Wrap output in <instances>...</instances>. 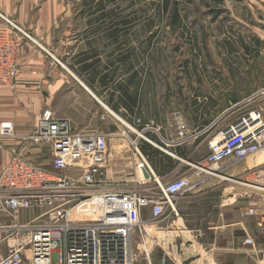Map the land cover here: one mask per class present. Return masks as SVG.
<instances>
[{"label": "built area", "instance_id": "1", "mask_svg": "<svg viewBox=\"0 0 264 264\" xmlns=\"http://www.w3.org/2000/svg\"><path fill=\"white\" fill-rule=\"evenodd\" d=\"M0 22V84L14 91L16 35L28 36L2 14ZM243 104L255 105L207 141V153L192 165L190 176L159 184L156 193L147 194L104 189L106 136L77 133L68 120L43 110L32 133L17 139L20 147L0 170V213L8 215L0 225V264H135L137 252L147 258L151 253L141 228L144 213L148 211L151 227L167 215L177 216L176 201L197 192L208 179L227 185L222 204L242 203V215L253 219L264 237V88L222 116ZM0 137L17 138L12 122L0 123ZM29 146L49 152V169L26 158L23 150ZM248 162L241 174H229ZM28 213L34 215L28 219ZM241 245L247 252H259L257 264H264V247L253 237L246 236ZM160 264H168V257Z\"/></svg>", "mask_w": 264, "mask_h": 264}, {"label": "crops", "instance_id": "2", "mask_svg": "<svg viewBox=\"0 0 264 264\" xmlns=\"http://www.w3.org/2000/svg\"><path fill=\"white\" fill-rule=\"evenodd\" d=\"M88 3L86 0H0V14L14 21L28 36L16 35L17 75L12 98L22 105V114L19 121L13 123L17 138L0 137V141L5 140L0 144V170L8 162L10 152L20 147L17 139L32 133L38 116L47 109L57 118L68 120L77 133L106 136L107 153L103 160L108 188L104 189L158 187L190 176L192 165L202 162L207 153L210 133L196 138L200 130L189 132L179 125L180 138L164 139L160 137L162 126L139 128V122L135 123L133 115L123 106H116L115 110L106 106L104 88L123 83L115 78L107 85L104 81L106 56L118 54L120 34L109 37L104 17L97 15L98 10L96 16L82 11ZM106 42L112 47H106ZM113 62L107 71L119 72L115 68L120 62ZM240 102L229 103L228 109ZM107 120L111 122L110 130L105 126ZM129 133L136 137L127 136ZM184 135L189 137L183 138ZM156 137L161 148L151 144L157 143ZM23 154L40 165H49L51 160L49 152L32 146L24 149ZM140 163L150 179H144L141 168L137 169ZM248 165L242 163L229 174H241ZM219 184L208 179L197 192L177 200V216L167 215L161 221L166 230L174 229L183 235V239L176 241L169 236L161 241V257H168V264H257L260 260L259 252H247L241 245L246 236H251L259 247H264V237L259 235L253 219L246 217L254 226L249 234L243 235L245 229H240L239 235L229 233L225 239L220 236L225 231H218L213 222L216 212L222 217L236 208L242 215V203L223 205L224 194L217 197L216 193Z\"/></svg>", "mask_w": 264, "mask_h": 264}, {"label": "rangeland", "instance_id": "3", "mask_svg": "<svg viewBox=\"0 0 264 264\" xmlns=\"http://www.w3.org/2000/svg\"><path fill=\"white\" fill-rule=\"evenodd\" d=\"M163 1L90 0L82 11L96 16L98 10L97 15L104 17L106 33L111 30L107 27L111 22L128 23L120 33L118 54L106 56L105 63L106 66L113 61L116 64L122 56L128 57L126 63L120 62L115 68L119 69L115 79L123 81L121 86L129 84L131 75L138 73L130 84L129 93L137 101L132 117L135 123L139 122V128L159 125L163 127L160 137L177 139L180 138L177 135L179 125L192 132L196 129L202 131L217 122L210 131L212 138L234 122L233 118L241 117L255 105L243 104L222 116L230 104L240 102L264 87V0H170L167 12L163 10ZM174 2L178 4L180 19L177 25L171 26ZM119 28L115 26V29ZM106 47L112 46L106 42ZM109 89H104L106 104L112 93ZM12 93L0 84V123H17L21 117L22 105L14 102ZM121 100L119 93L115 92L111 105L123 106L119 103ZM110 123V120L106 121V129L110 130ZM127 136L136 137L132 133ZM186 137L189 135L183 136ZM156 138L154 144L161 148L160 140ZM2 141L0 144L5 142ZM43 166L50 168L48 164ZM226 189V184H219L217 197L226 196L229 193ZM137 190L140 194L156 193L157 187L140 186ZM232 211L222 217L216 212L213 219L218 231H225L220 234L223 239L229 233L241 234L240 229H245L243 235L249 234L254 228L236 208ZM33 215L28 213V219ZM7 220L8 215L0 213V225ZM151 222L146 211L141 228L146 230L147 235H143L151 253L147 258L137 252L135 264H160V247L167 236L175 241L183 239L182 233L166 230L165 223L159 222L156 227H151ZM140 235L137 231V244Z\"/></svg>", "mask_w": 264, "mask_h": 264}, {"label": "trees", "instance_id": "4", "mask_svg": "<svg viewBox=\"0 0 264 264\" xmlns=\"http://www.w3.org/2000/svg\"><path fill=\"white\" fill-rule=\"evenodd\" d=\"M88 2H90V0H86ZM113 1V0H111ZM170 0H164L162 7L163 10L165 12L168 11L169 9V5H170ZM92 2V1H91ZM112 13V12H111ZM110 13V14H111ZM179 19H180V15H179V9H178V4L177 3H173L172 4V8H171V14H170V25L171 26H175L179 23ZM128 23L125 21L119 22L118 24L115 23H109V25H107V27L109 26V28L111 29L108 33L109 37H116L118 34L122 33L123 30L125 29L124 26H126ZM118 25L120 26L119 29H115V26ZM128 57L127 56H122L121 58L118 59L119 62L126 63L127 62ZM109 66H106V73L104 75V81L106 83V85L108 84V82H112L115 78V74H116V70L115 71H107L108 67H111L112 63L108 64ZM138 75V73H135L133 75H131V79L129 81V84L127 83L125 86H121V85H116L113 87H105V90H111L112 93L109 95L110 97V101L107 103L108 107H110L112 110H115V105H111V99L113 98L115 92L119 93V103H121L123 105V107L127 110L128 113L132 114L134 116L136 107H137V101L136 99L133 97L132 93H129L131 87L130 84H132V81L134 78H136ZM113 88V89H112ZM205 136L204 134L201 135V137Z\"/></svg>", "mask_w": 264, "mask_h": 264}, {"label": "water", "instance_id": "5", "mask_svg": "<svg viewBox=\"0 0 264 264\" xmlns=\"http://www.w3.org/2000/svg\"><path fill=\"white\" fill-rule=\"evenodd\" d=\"M141 170H142V175H143L144 179H146V180L150 179V175H149L148 171L146 170V168L142 167Z\"/></svg>", "mask_w": 264, "mask_h": 264}, {"label": "bare ground", "instance_id": "6", "mask_svg": "<svg viewBox=\"0 0 264 264\" xmlns=\"http://www.w3.org/2000/svg\"><path fill=\"white\" fill-rule=\"evenodd\" d=\"M262 159L260 158L259 161H261ZM87 219V218H86ZM135 259L137 258V255L134 257Z\"/></svg>", "mask_w": 264, "mask_h": 264}]
</instances>
